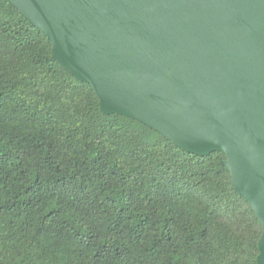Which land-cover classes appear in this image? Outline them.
Wrapping results in <instances>:
<instances>
[{"label":"trees","instance_id":"trees-1","mask_svg":"<svg viewBox=\"0 0 264 264\" xmlns=\"http://www.w3.org/2000/svg\"><path fill=\"white\" fill-rule=\"evenodd\" d=\"M225 158L103 113L0 0V264H257L262 225Z\"/></svg>","mask_w":264,"mask_h":264},{"label":"water","instance_id":"water-1","mask_svg":"<svg viewBox=\"0 0 264 264\" xmlns=\"http://www.w3.org/2000/svg\"><path fill=\"white\" fill-rule=\"evenodd\" d=\"M88 82L103 113L130 116L200 156L220 151L262 225L264 0H8Z\"/></svg>","mask_w":264,"mask_h":264}]
</instances>
